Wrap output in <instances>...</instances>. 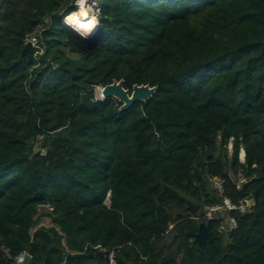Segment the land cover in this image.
Here are the masks:
<instances>
[{"label": "trees", "instance_id": "trees-1", "mask_svg": "<svg viewBox=\"0 0 264 264\" xmlns=\"http://www.w3.org/2000/svg\"><path fill=\"white\" fill-rule=\"evenodd\" d=\"M98 1L83 37L74 0H0V264H264V0ZM121 80L156 91L97 98ZM239 172L225 234L203 209Z\"/></svg>", "mask_w": 264, "mask_h": 264}, {"label": "built area", "instance_id": "built-area-1", "mask_svg": "<svg viewBox=\"0 0 264 264\" xmlns=\"http://www.w3.org/2000/svg\"><path fill=\"white\" fill-rule=\"evenodd\" d=\"M75 6L80 7V0H75ZM86 6H88L91 11L95 12V16H99L101 9L98 0H86ZM67 17L65 18L66 23L72 25L66 20ZM27 42H30L32 44V48H37L39 50H41L42 48L41 39L35 34L30 36ZM241 162L245 163V158L241 160ZM231 177L236 181V187L238 190H241L242 187L249 181L242 172H239L237 176L231 173ZM210 185L215 190L216 194H218V196L222 198V200L214 205L204 207L202 217L207 220H211L213 218L221 219L222 222L219 230L225 234H229L238 227L237 221L231 213L235 211L243 214L250 213L255 205V198L247 194V196H244L239 204H236L226 196L224 180L215 177L211 179ZM219 213L224 217L220 218ZM172 228L173 225L169 227L170 230ZM31 257L32 255L28 251H24L15 258V263L27 264Z\"/></svg>", "mask_w": 264, "mask_h": 264}, {"label": "water", "instance_id": "water-1", "mask_svg": "<svg viewBox=\"0 0 264 264\" xmlns=\"http://www.w3.org/2000/svg\"><path fill=\"white\" fill-rule=\"evenodd\" d=\"M31 48L32 44L28 42L22 54H26L31 50ZM102 90L104 93L101 97L102 99H118L120 102L123 103L121 110H126L131 108L137 101L147 102L155 93L156 88L151 87L150 85H135L133 87V90L130 91L124 88V81L121 80L119 82H114L110 85L103 87ZM246 187L247 186L244 185L241 189V192L244 196H247ZM188 206L193 212H198L201 208L200 205H195L191 202H188ZM219 217L223 218L224 216L219 213ZM188 236H190L193 239V242L198 244L199 246L206 245L209 238L207 224L205 222H201L199 224L197 232H189ZM102 254L108 256L112 253L110 251H105ZM106 260L109 262V259L106 258Z\"/></svg>", "mask_w": 264, "mask_h": 264}, {"label": "bare ground", "instance_id": "bare-ground-1", "mask_svg": "<svg viewBox=\"0 0 264 264\" xmlns=\"http://www.w3.org/2000/svg\"><path fill=\"white\" fill-rule=\"evenodd\" d=\"M85 8L88 9V6H86V0H80L79 10L68 16L66 20L70 24H72V26L76 31H82L83 33L88 35L93 31V29L97 27L98 21L96 16L94 14L93 15L89 14ZM99 91L102 97L104 94L102 87L99 88ZM241 157L242 159L245 158L244 151H241Z\"/></svg>", "mask_w": 264, "mask_h": 264}, {"label": "rangeland", "instance_id": "rangeland-1", "mask_svg": "<svg viewBox=\"0 0 264 264\" xmlns=\"http://www.w3.org/2000/svg\"><path fill=\"white\" fill-rule=\"evenodd\" d=\"M75 1V0H74ZM74 5H75V2L73 3ZM86 9V11L89 13V14H91V15H93V14H95V12H93V11H91L89 8V10L87 9V8H85ZM79 10V9H78ZM77 10V11H78ZM72 14V13H71ZM70 14V15H71ZM70 15H68V16H70ZM64 22H65V19H64ZM74 28V27H73ZM78 33L81 35V36H83V37H86V36H88V35H86L85 33H83L82 31H78ZM100 91H99V89H97V98H101V94L99 93ZM228 149H229V152H230V154L232 155V150H233V142L231 141L229 144H228ZM241 151H244L243 149L241 150ZM241 151H240V155H239V158H240V160H243L242 159V157H241ZM51 209L48 207V206H41L40 207V213H45V212H49ZM104 258H107V259H109V264H115V262H114V256H113V253L112 254H110V255H104L103 256Z\"/></svg>", "mask_w": 264, "mask_h": 264}, {"label": "clouds", "instance_id": "clouds-1", "mask_svg": "<svg viewBox=\"0 0 264 264\" xmlns=\"http://www.w3.org/2000/svg\"><path fill=\"white\" fill-rule=\"evenodd\" d=\"M76 8H77V9H76V11H77L80 7H77V6H76ZM76 11H74V12H76ZM74 12H72V13H74ZM66 17H67V16H66ZM66 17H65V18H66ZM65 18H64V19H65ZM96 18H97V21H98V16H96ZM65 24H66L67 26H69L70 28H73V26L67 24L66 21H65ZM73 29H74V28H73ZM74 30H75V29H74ZM77 32H78V31H77ZM27 43H28V42H27ZM99 88H100V87H99ZM102 88H103V87H102ZM101 99H102V98H101ZM242 149H243V148H242ZM242 149H241V150H242ZM243 150H244V149H243ZM244 152H245V150H244ZM240 161H241V160H240ZM245 161H246V153H245Z\"/></svg>", "mask_w": 264, "mask_h": 264}]
</instances>
